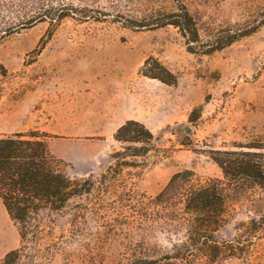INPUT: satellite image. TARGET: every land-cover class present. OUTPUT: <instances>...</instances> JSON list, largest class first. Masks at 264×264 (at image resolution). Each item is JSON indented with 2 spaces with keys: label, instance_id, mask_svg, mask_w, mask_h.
<instances>
[{
  "label": "rangeland",
  "instance_id": "rangeland-1",
  "mask_svg": "<svg viewBox=\"0 0 264 264\" xmlns=\"http://www.w3.org/2000/svg\"><path fill=\"white\" fill-rule=\"evenodd\" d=\"M179 2L202 24L198 48L255 31L204 54L176 27L123 24ZM129 119L155 136L144 156L115 138ZM17 132L46 134L92 188L25 227L0 197V261L19 249L18 264H264V188L237 185L208 242L189 238L182 200L155 198L178 172L225 182L216 150L264 159V0H0V137Z\"/></svg>",
  "mask_w": 264,
  "mask_h": 264
},
{
  "label": "trees",
  "instance_id": "trees-1",
  "mask_svg": "<svg viewBox=\"0 0 264 264\" xmlns=\"http://www.w3.org/2000/svg\"><path fill=\"white\" fill-rule=\"evenodd\" d=\"M95 17L96 20L101 19V16ZM123 24L138 29L176 27L185 38L190 52L204 54L222 50L255 31L253 28L237 29L227 35L213 31L209 34L208 45L198 48L196 43L201 42L202 24L183 2H179L173 11L150 10L141 18H131ZM146 75L167 83L176 82L174 77L167 79L164 76ZM45 136L38 132H17L0 137V197L10 217L24 227L40 211L60 210L72 198L90 192L92 188L90 179L82 181L71 178L59 167L62 160L52 153ZM115 138L132 144L126 148L130 156H144L155 146L153 132L135 119L125 121L115 133ZM247 147L257 149L259 146ZM212 158L221 168L225 182L211 179L204 184L188 186L186 182L190 181L192 172H178L155 197L158 201L182 200L184 210L189 215L185 219L189 238L207 242L221 226L226 202L237 185L264 188V159L259 152L216 150ZM22 237H25V233ZM20 254L19 249L9 251L0 264H18Z\"/></svg>",
  "mask_w": 264,
  "mask_h": 264
},
{
  "label": "water",
  "instance_id": "water-1",
  "mask_svg": "<svg viewBox=\"0 0 264 264\" xmlns=\"http://www.w3.org/2000/svg\"><path fill=\"white\" fill-rule=\"evenodd\" d=\"M186 132L188 133V132H190V130L189 129H186Z\"/></svg>",
  "mask_w": 264,
  "mask_h": 264
}]
</instances>
